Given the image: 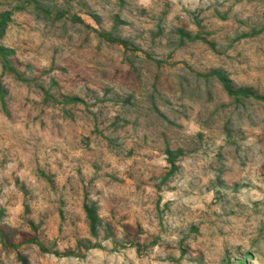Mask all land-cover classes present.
<instances>
[{
    "label": "rangeland",
    "instance_id": "1",
    "mask_svg": "<svg viewBox=\"0 0 264 264\" xmlns=\"http://www.w3.org/2000/svg\"><path fill=\"white\" fill-rule=\"evenodd\" d=\"M3 17L0 264H264V0Z\"/></svg>",
    "mask_w": 264,
    "mask_h": 264
},
{
    "label": "trees",
    "instance_id": "2",
    "mask_svg": "<svg viewBox=\"0 0 264 264\" xmlns=\"http://www.w3.org/2000/svg\"><path fill=\"white\" fill-rule=\"evenodd\" d=\"M5 19H6V17L2 18V20L0 22V29L4 26ZM86 213H87V217H88V220L90 223V229H91V231H94L95 227L97 225V222H98V215L95 213L94 210H91V211L86 210Z\"/></svg>",
    "mask_w": 264,
    "mask_h": 264
}]
</instances>
